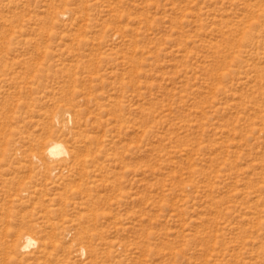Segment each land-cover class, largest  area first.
I'll list each match as a JSON object with an SVG mask.
<instances>
[{
	"label": "rangeland",
	"instance_id": "obj_1",
	"mask_svg": "<svg viewBox=\"0 0 264 264\" xmlns=\"http://www.w3.org/2000/svg\"><path fill=\"white\" fill-rule=\"evenodd\" d=\"M0 264H264V0H0Z\"/></svg>",
	"mask_w": 264,
	"mask_h": 264
},
{
	"label": "bare ground",
	"instance_id": "obj_2",
	"mask_svg": "<svg viewBox=\"0 0 264 264\" xmlns=\"http://www.w3.org/2000/svg\"><path fill=\"white\" fill-rule=\"evenodd\" d=\"M47 153H48V156H50V158H56L60 155H65L67 152L61 143L53 142L49 144L47 148ZM33 245H35L34 239L30 236H27L24 240L23 245L21 246V249L26 250L32 247ZM14 246H15L14 247L15 249L19 247V245H16V244Z\"/></svg>",
	"mask_w": 264,
	"mask_h": 264
}]
</instances>
